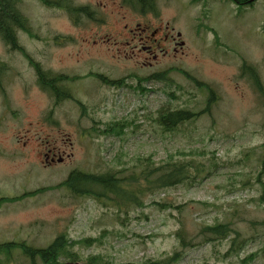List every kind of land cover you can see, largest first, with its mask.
<instances>
[{
	"label": "rangeland",
	"instance_id": "374dc122",
	"mask_svg": "<svg viewBox=\"0 0 264 264\" xmlns=\"http://www.w3.org/2000/svg\"><path fill=\"white\" fill-rule=\"evenodd\" d=\"M72 1L98 9L99 18L85 17L76 25L66 12L39 0H22L19 9L33 35L18 34V41L44 70L81 76L63 83L86 105L84 112L69 99L55 106L38 86L26 57L0 40L2 68L12 69L0 88V199L22 197L0 200V244L25 242L44 248L66 233L70 239L100 238L98 244L73 249L82 256L100 253L115 263L161 259L182 249L176 264H242L249 255L253 259L247 264H264L260 224L264 203L256 200L260 190L256 176L264 152V98L250 78L251 71L241 74L240 70L247 63L264 86V0L248 6L231 0H155L157 16L121 8L119 0L106 9L101 4L109 0ZM135 23L161 25L173 35L180 32L181 50L152 60V66L142 65V56H131L122 45ZM168 68L178 69L170 70V80H145L141 84L145 92L135 88V76ZM180 70L209 84L217 100L210 113L165 132L154 121L159 108L198 110L207 97ZM96 73L110 79L135 76L126 79L128 86L115 87L101 82ZM117 120L132 121L120 137L83 133ZM53 145L63 151L64 159L44 166L40 151ZM170 155L200 163L210 175L148 189L141 196L145 206L128 208L126 213L75 197L64 187L24 195L63 181L75 169L103 172L126 167L129 171L135 169L132 165L138 157L160 163ZM217 222H231L240 232L239 250H228L233 234L215 241L200 234L202 226ZM177 231L191 245L181 247ZM0 264L30 263L15 248L11 258L0 256Z\"/></svg>",
	"mask_w": 264,
	"mask_h": 264
},
{
	"label": "trees",
	"instance_id": "16d2710c",
	"mask_svg": "<svg viewBox=\"0 0 264 264\" xmlns=\"http://www.w3.org/2000/svg\"><path fill=\"white\" fill-rule=\"evenodd\" d=\"M43 5L54 7L58 3H63L62 0H39ZM148 2V8L141 9L139 12L145 10L154 11V0H144ZM239 5H252L254 0H231ZM18 0H0V38L10 50H18L26 57L29 64L35 70L37 76L38 86L55 99L52 103L56 106L63 100L69 99L75 102L79 108L84 112L86 105L81 101L73 97L72 91L65 86V83L73 82L81 76H68L63 74H54L48 70H44L40 63L35 61L23 47L19 45L18 37L16 34L17 29H26L31 31V26L28 23L27 18L22 15L17 7ZM137 0H133L135 5ZM86 12L88 10L84 9ZM137 10V9H136ZM67 14L73 19V23L79 22L78 13L82 11L78 7H68ZM209 31L213 29L206 27ZM214 33V30L212 31ZM214 36H217L214 34ZM3 63L0 61V69H3ZM247 63H242L241 74L243 70H250L252 79L258 92L264 98V86L261 83L258 74L252 69H248ZM178 70L177 68H168L167 70L153 73L148 76L137 77L135 75H128L124 78L110 79L104 77L102 74H95L101 82L115 87L128 86L126 79L135 76V88L140 92H145L146 89L141 86L145 80H170V70ZM196 87L206 92L207 97L205 105L201 109H191L187 107L183 108H165L161 107L156 111V117L154 121L165 132H172L178 130V128L188 122H194L200 114L211 111L213 104H215L217 97L214 89L207 83L197 79L189 74L187 71L180 70ZM92 73L87 76L90 77ZM133 78V77H132ZM64 87L62 88L61 85ZM93 120V119H92ZM94 123H99L93 120ZM132 121H110L105 123L103 128L92 126L88 129H84L83 133H88L90 130L98 134H113L120 137L123 134L124 128L129 126ZM264 148V144L261 145ZM45 164V163H44ZM43 164V165H44ZM260 169L257 173V182L260 184L259 195L256 200L258 203H264V180L262 175L264 173V152L259 159ZM46 166V165H44ZM135 169L129 170L125 168L120 169H108L103 172H86L81 170H72L68 176L61 182L55 185H48L38 187L33 191L24 193L28 195H36L38 193L55 190L59 188H66L68 192L75 197H85L96 201L99 204L107 207L112 205L116 207L119 212H127L128 208H142L145 203L142 201L143 196L148 189L166 188L170 186H176L189 180H196L197 177H203L205 174L210 175V171L206 170L200 163H194L192 160L173 159L171 155L165 162L155 163L151 157H138L137 161L132 165ZM128 171V172H127ZM245 184V183H244ZM26 196V195H25ZM24 196V197H25ZM18 197H5L2 200L15 201ZM151 204L159 206L160 204L153 201ZM165 206V205H164ZM174 205L168 204L166 207H173ZM180 206H177V208ZM264 226V222L260 223ZM200 234L205 235L208 241L221 240L229 237L233 234L229 252H236L241 248L243 239L240 237V232L232 227L231 222H217L212 225H204L200 228ZM177 238L179 239V245L186 247L189 244L185 241L181 231H177ZM101 239L98 237H84L80 239H70L66 233L58 234L52 242L44 247L37 248L27 245L25 242H5L0 244V256H5L7 259L11 258L15 248L20 249V252L25 256L30 264H176L183 255L182 249L175 250L172 254H168L161 259H146L141 262H119L115 263L107 260L100 253L88 254L86 256L80 255L73 249L75 245L89 246L93 243H100ZM253 259L252 255H249L241 260L242 264H247ZM208 264V263H206Z\"/></svg>",
	"mask_w": 264,
	"mask_h": 264
},
{
	"label": "flooded vegetation",
	"instance_id": "af4514ba",
	"mask_svg": "<svg viewBox=\"0 0 264 264\" xmlns=\"http://www.w3.org/2000/svg\"><path fill=\"white\" fill-rule=\"evenodd\" d=\"M62 1L63 3H58L53 8L59 11H62V12H66V15H68L69 18L70 16L69 14H67V11H66L68 7L71 6V7L81 8L82 11L78 13L79 23L83 19H85V17H87L90 20H97V18H99L100 16L99 10L94 7H91V5H88V6L76 5L73 3L72 0H62ZM115 1L116 0H109V2L103 3L101 5H103V8L106 9L108 4L116 5ZM21 2L22 0H18L17 7H18L19 12L22 15H24L19 9V5ZM148 2L145 3L144 0H137L136 4L133 5V0H119L120 7L129 9V10H132V9L141 10L142 8L145 9L149 6L150 2L149 3ZM84 9L88 11L86 12ZM109 14H113V11L109 10ZM143 14L147 15V13H143ZM71 21L73 22V19H71ZM125 26L127 25L125 24ZM164 28L167 29V25ZM16 34H17V37H18V34H24L28 38H31V36L33 35L31 32L26 31V29H17ZM102 39L107 42L109 41V37H105ZM93 41H96V39H94ZM180 42H181V39H180L178 32H176L175 35H173L169 33L168 31H164L161 25L155 27V26H151L148 23H144V24L135 23L134 26L128 29L127 35H124L122 45L124 49L125 47L129 48L128 51L131 53V56H134V55H138L139 57L142 56L140 59V62L142 65L152 66L153 61H157L159 58H161V56L167 55L170 51L172 52V54L173 53L175 54L179 50H181L182 45L180 44ZM11 70L12 69H0V88L4 87L3 83L5 82L6 74L10 72ZM103 76L107 77L106 75H103ZM54 99L55 98L52 97V100ZM62 152L63 151L57 146H54V145L50 147L46 146L44 149L40 151V154L45 163L43 164L49 165L50 163H53L55 161L63 160L64 157L62 156ZM65 156L68 157L70 156V154H66Z\"/></svg>",
	"mask_w": 264,
	"mask_h": 264
}]
</instances>
